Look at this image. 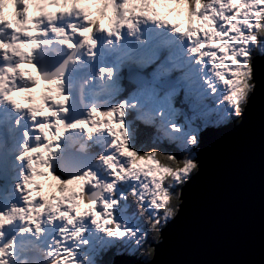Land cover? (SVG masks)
<instances>
[{
    "label": "snow or ice",
    "instance_id": "1",
    "mask_svg": "<svg viewBox=\"0 0 264 264\" xmlns=\"http://www.w3.org/2000/svg\"><path fill=\"white\" fill-rule=\"evenodd\" d=\"M169 15L182 16L183 26ZM64 17L66 27L54 23ZM142 19L171 26L186 38L196 60L207 61L210 74L227 89L223 100L231 116L240 118L256 87L252 59L264 55V0H0V105L7 102L16 110V127L25 116L29 124L15 157L23 162L14 186L20 203L0 209V237L17 219L24 224L21 234L37 237L42 218L66 221L47 252L50 264H82L81 245L92 250L93 259L113 248L114 255L134 254L135 248L154 256L161 230L178 215L182 186L199 171L196 135L174 151L137 148L130 140L137 129L133 121L126 125L124 101L92 106L84 118L69 122L70 96L62 80L67 61L52 74L41 69L53 43L91 57L97 34L118 41L122 28L135 30ZM49 32L54 40L46 39ZM105 72L111 79L112 69L102 68ZM204 83L216 91L211 80ZM170 130L179 129L172 124ZM129 196L145 217L146 231L125 222L139 218L129 213ZM13 248L11 239L0 245V264H11Z\"/></svg>",
    "mask_w": 264,
    "mask_h": 264
},
{
    "label": "water",
    "instance_id": "2",
    "mask_svg": "<svg viewBox=\"0 0 264 264\" xmlns=\"http://www.w3.org/2000/svg\"><path fill=\"white\" fill-rule=\"evenodd\" d=\"M252 70L241 117L200 132L199 171L182 186L154 256L123 254L113 264H264V55Z\"/></svg>",
    "mask_w": 264,
    "mask_h": 264
},
{
    "label": "rangeland",
    "instance_id": "3",
    "mask_svg": "<svg viewBox=\"0 0 264 264\" xmlns=\"http://www.w3.org/2000/svg\"><path fill=\"white\" fill-rule=\"evenodd\" d=\"M170 16L173 20L181 22L183 26L184 18L182 16L179 18H177L175 15ZM139 23L145 25L140 29V38H138V43L142 45V59L133 57L132 62H129V65L140 67L142 69L148 65L153 64L154 71L152 75H149L150 83L147 85L142 84V87H136V89L129 95V98H127V100L125 101V115L126 109L130 110L129 120L126 119V116L124 117L126 125L128 121H133L134 125H136L137 128H140V125L144 126L146 129H142L148 130L150 132L153 137L152 142L166 143L169 148L173 149L171 151H174L176 145L185 143L188 136L190 135H196L198 140L199 132H201V130L209 124H221L233 118V116H231V107L227 104L226 101L223 100V97L227 94V89L221 82L216 80L210 74V70L208 69L209 66L207 68L204 67V61H197L192 53L188 56L192 57V61L188 58H182L179 63L180 67L183 68L187 66L186 69L188 73L195 79V81L187 82L179 75V73L177 74V72L175 71V68L177 67V65H175L174 63L175 54L169 52L166 44L164 42L155 41L154 39L149 40V38H147V34L145 35V37L141 36V32L143 30L150 29L147 28L149 25L152 24L157 29H161L163 24L147 19H142L141 21H139ZM130 31L131 30H128L127 32L122 28L120 30V39L124 36V33L129 34ZM177 34L179 33L175 34L173 32L170 35L171 39ZM46 39L52 40L53 38L46 37ZM105 39L109 40V36L106 35ZM119 40L117 41L118 45L122 48L123 43ZM150 54H152V57L148 58ZM145 56L148 59H146ZM113 57L115 60L118 59L116 60L117 63H115L116 65L112 63L113 70L111 79H105L104 88L101 89V96L98 97L92 94H88L92 92L91 85L95 80L93 79V76L91 74H86L88 73L87 71H89L88 68L85 65H80V63L77 62V60H81V57L76 58L75 65L79 66L80 70L76 71L75 75L86 74L90 76V79L88 80L89 85L87 84V86L83 88L75 80L71 81V88H68L69 84H67L66 88H64L65 92H68V95L70 96L69 112L66 116V119L71 121L75 119L70 115V104L72 100L80 99L88 107V109L92 106H96L98 108H109L113 105L119 104L118 101L119 97L121 96L122 88L119 87L116 79L120 78V73H123L124 61L122 57H115L114 55ZM138 72L141 74V76L136 74L135 77L138 79H143L144 74L142 73V70ZM172 72H174V74H177V77H175L174 80H171L169 77V74ZM72 78L73 76L63 79V82H65V80L67 79ZM205 80L212 81L214 87L216 88L215 92H212L211 89L207 87V85L203 82ZM163 86H165V88ZM87 95L93 98L89 99ZM188 95H191L192 100H189V98H187ZM172 124L177 125L179 130L171 131L170 125ZM12 125L16 127L13 122ZM7 133L8 132L6 130V125L4 123H0V144L4 143V137ZM9 137L10 135L8 134V138ZM142 137L145 136L141 133H139V135L137 134L138 141H140ZM130 140L134 141L132 136H130ZM14 143L16 147H21V141L17 140ZM134 145L136 146V144ZM196 146L193 149L194 153L196 150ZM78 147V144L74 146V148ZM3 152L4 154L0 155V181H2L0 184V197L2 199H5L6 196L10 194V190H15L14 186L17 182L16 179H10L9 175H7L6 173V169H9V159L12 158V161H14V163L19 162L15 160V157L18 155L17 151L13 152L12 154H9L10 152ZM6 177L10 180H6ZM7 199H9V197H7ZM131 202L132 198L129 196L127 201V203L129 204V210H131ZM2 207L3 203L2 205H0V209H3ZM124 219L129 227L133 229H140L137 225L136 220L128 219L127 217H125ZM86 229L87 231H91L92 226H88ZM2 231L3 236L0 238V245L6 244L8 238H10V236H12L13 234V230L11 229V227L8 228V230L2 229ZM59 235L60 234L58 232L55 237L51 238L50 236L51 241L48 244H54L53 242L55 240H59ZM12 238V240L14 241L15 235H13ZM133 250H135V248L130 249L131 252ZM136 250L138 251L139 249ZM111 251H113V249H111ZM13 252L14 254L20 256L21 250L14 244ZM108 252H110V250ZM22 253L24 254L23 259L19 261L22 264H45L47 262V258L49 257L44 255L46 259L44 261L40 260L38 252L33 245L31 246V248L22 251ZM35 255L37 256V258L34 260L31 257ZM85 256H87L88 258L85 259ZM77 259L81 261L82 264H92V260L94 264H107L105 261H103V258L101 259L99 257H96L95 259H93L92 250L86 248L83 245L80 246L79 251L77 252ZM10 261L11 264H15L16 262L15 260Z\"/></svg>",
    "mask_w": 264,
    "mask_h": 264
},
{
    "label": "bare ground",
    "instance_id": "4",
    "mask_svg": "<svg viewBox=\"0 0 264 264\" xmlns=\"http://www.w3.org/2000/svg\"><path fill=\"white\" fill-rule=\"evenodd\" d=\"M5 12L7 14L9 12V9L6 8L5 9ZM168 18L169 19H172L170 15L168 16ZM61 21H63V20L62 19H58L54 23L57 26H60L59 25V22H61ZM63 26L66 27V23L63 24ZM143 26H145V25L140 24V23H138L136 25V29L132 31V37L133 38H136L137 37L136 31H137V33L139 32L138 31V28H141ZM123 29H125L126 31L129 30V29H127V27H124ZM168 29H172L171 26H168V27L164 28V30L161 32V36L162 37H164V35L166 34V30H168ZM49 34H51V33L49 32ZM105 36H106V34H97L95 36L97 38L98 43H97V47H96V53H95L94 56H91L90 57V56H88L86 54L84 55L85 62L89 64V66H87V67L90 68L92 70V73L96 76V82L97 83H95L93 85V90H95V91L98 90V89H100V88L101 89L104 88V84L102 82H103V78H106V75L105 74H104V76H100L101 75V69H102V67L100 65L101 49L104 46H108L110 53L113 50H119L120 52H122L121 48L117 44V40H116V38H115L114 35L111 36V37H109V40H104V37ZM161 39H164V38H161ZM181 39H185L186 40V38L181 35L179 37V39L177 41H175L176 44L174 46H171V45L169 46V50H174L175 48L179 47V51L180 52H184V49L182 48V45L180 44V41H182ZM128 40H129V38H127V37H125V38L122 39L123 43L128 44L129 50L131 48L134 49L137 46L136 43H131L130 44L131 41H128ZM132 44H133V47H131ZM185 46L186 47H189L190 46L189 43L187 42V40H186ZM51 47H55L60 52H63V51H67L68 50L63 45H60V44H57V43H53ZM137 47L139 49H141V45H138ZM183 56L186 57V53L180 54L177 51V55L175 57L174 63L178 64V62L181 60V57H183ZM105 65L107 66V69H111V63L109 62V60L107 61V63ZM180 68H181V75L185 79L191 81V78H190L191 76L188 75V74H186L184 68H182V67H180ZM131 75L133 77H135L136 72H132ZM172 75L173 74L170 73L169 74V77H172ZM78 78H79V82L81 84L86 83L85 82L86 77L84 75L83 76H81V75L80 76H77L76 79H78ZM66 83L67 84H70L71 82L70 81H66ZM4 107L9 108V109H12V107H9V103H7V102H5V106ZM14 112H16V110H14ZM8 119H10V115H7V116L3 117L2 119H0V121H3L5 124H8ZM24 120L25 121H28L27 116H25ZM3 122H1V123H3ZM15 130L16 131H14L13 128L10 129V128L7 127V132L8 133L4 137L5 141H4V143L0 144V147L2 149V150L0 149V155H3L4 154L3 151H5V152H16L17 151V153L19 154V152H20L19 151L20 146L19 147H16V145L14 143L15 140L13 139L14 138L13 137V133H14V136H17V138L19 140H21V138L23 140L24 137L17 132L16 127H15ZM8 134L10 135V137H9L10 139L8 138ZM66 135H67V133H66ZM9 161H10V163H9V169L6 171L7 175H9V177H12L13 179L19 180L20 179V171H21V168L23 166V162H19V164L17 165V164H14V161H12V158H10ZM6 180H10V179H7V177H6ZM9 195H11V198H9L7 200H4L5 203L3 204V207H2L3 209L10 207L13 203H16V204H19L20 203V197L18 196V194L15 191L13 193L11 192V194H9ZM0 200H2V199L0 198ZM0 205H2V203H0ZM12 223L14 224L13 231L16 234L14 243L15 244L20 243L21 245H23L24 249H22V250H25L26 249L25 248V245L34 244L35 247L37 249H39L40 255L43 256V255H47V252L50 249V247H48V245H47V242H49V240H48L49 237H48L47 234H49V236H54L55 237L56 234L59 232L60 228H62V227L65 226L66 221H64L62 219H54L51 223H49L48 220H47V217L42 218V225H41L42 226V233L38 237L36 236V234L34 232L29 233V232L25 231L23 234H21L19 232V229L22 228V227H24V224L19 219L14 220ZM12 223L10 225L5 226L3 229L6 230L8 227H10L12 225ZM88 225H91L90 222H87V224L84 225V227L87 228ZM69 229L70 230H73L71 228V226H69ZM14 258L18 262L19 260H21L23 258V256L20 257V256H17V255L14 254ZM14 258H10V260H12ZM50 259H51V257H49L47 259V263H45V264H50Z\"/></svg>",
    "mask_w": 264,
    "mask_h": 264
},
{
    "label": "trees",
    "instance_id": "5",
    "mask_svg": "<svg viewBox=\"0 0 264 264\" xmlns=\"http://www.w3.org/2000/svg\"><path fill=\"white\" fill-rule=\"evenodd\" d=\"M145 147L155 148V149H157V150L165 151V150L162 149L160 146L146 145ZM167 151H168V150H167ZM144 218H145V217H144ZM139 219H140V221H141L140 227L142 228V226H144V228L147 230V229H148V225H147V223L145 222V219H143V217H142V219H141L140 215H139ZM142 221H143V222H142ZM141 225H142V226H141ZM148 243H151V241L149 240ZM140 252H141V251H140ZM141 253H142V255H143L144 257H147V256H148V255L144 254L143 252H141ZM148 258H150V257L148 256Z\"/></svg>",
    "mask_w": 264,
    "mask_h": 264
}]
</instances>
